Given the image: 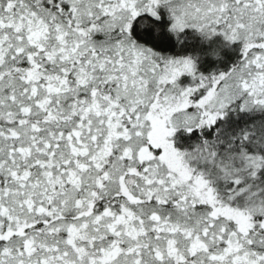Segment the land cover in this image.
Listing matches in <instances>:
<instances>
[{
  "label": "snow or ice",
  "instance_id": "obj_1",
  "mask_svg": "<svg viewBox=\"0 0 264 264\" xmlns=\"http://www.w3.org/2000/svg\"><path fill=\"white\" fill-rule=\"evenodd\" d=\"M0 264H264V0H0Z\"/></svg>",
  "mask_w": 264,
  "mask_h": 264
}]
</instances>
